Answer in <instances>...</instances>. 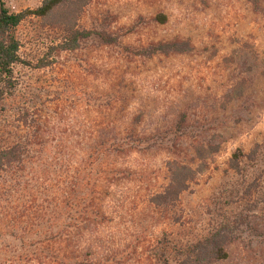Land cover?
Instances as JSON below:
<instances>
[{"label":"rangeland","instance_id":"1","mask_svg":"<svg viewBox=\"0 0 264 264\" xmlns=\"http://www.w3.org/2000/svg\"><path fill=\"white\" fill-rule=\"evenodd\" d=\"M41 1L6 0L14 11ZM69 8L76 28L104 29L117 43L89 38L75 51L48 52L62 33L40 18L21 23L23 62L13 80L51 137L161 138L185 115L179 155L138 144L102 158L101 168L122 173L98 184L92 206L101 216L74 229L77 257L159 264L152 254L163 241L185 243L229 221L235 239L215 264H264V0H72ZM167 41L178 49L147 52ZM46 54L49 63L36 68ZM198 146L203 158L191 161ZM234 152L237 171L229 165ZM176 161L195 178L175 202L156 207L150 197L169 182ZM7 246L1 258L17 254L18 244Z\"/></svg>","mask_w":264,"mask_h":264},{"label":"trees","instance_id":"2","mask_svg":"<svg viewBox=\"0 0 264 264\" xmlns=\"http://www.w3.org/2000/svg\"><path fill=\"white\" fill-rule=\"evenodd\" d=\"M71 2L42 0L34 9L14 11L6 0H0V243L5 245L4 249L3 245L0 247V256L11 249L8 243L18 244L19 248L16 255L0 257V264H9L12 259L23 263L84 264L71 246L74 229L83 227L92 216H101L92 206L102 192L98 184L122 173L115 168H101L102 158L110 151H125L127 145L137 149L138 144L147 149L161 145L171 153L180 154L178 143L185 128L184 113L166 136L136 137L130 142L122 138H95L92 134H79L78 141L71 138L66 141L63 137H51L42 127L44 124L34 119L30 101L15 87L13 80L14 68L23 62L20 25L26 18H40L45 26L62 33L48 52L75 51L89 38L101 45L117 43L116 37L104 29L76 28V13L69 8ZM179 44L178 41L157 42L147 52L164 53L178 49ZM47 54L39 59L36 68L49 63ZM10 112L15 114L12 119ZM63 147L77 149L82 155L65 153ZM196 158H203V146L195 147L191 161ZM239 158L234 152L229 159V165L236 171L242 163ZM194 171L187 164L173 162L169 182L150 197V203L167 207L175 202L195 178ZM234 239V225L220 221L185 243L163 241L152 255L159 264H215L227 258L226 247Z\"/></svg>","mask_w":264,"mask_h":264}]
</instances>
